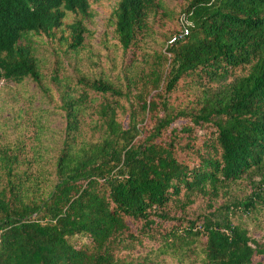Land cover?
I'll return each instance as SVG.
<instances>
[{
  "label": "trees",
  "instance_id": "trees-1",
  "mask_svg": "<svg viewBox=\"0 0 264 264\" xmlns=\"http://www.w3.org/2000/svg\"><path fill=\"white\" fill-rule=\"evenodd\" d=\"M180 4L185 34L154 25L162 0H118L114 76L68 77L55 60L63 137L49 163L39 148L27 161L20 147L1 154L0 264H264V0ZM89 8L0 0V82L40 86L28 36L54 37L72 12L60 41L78 52ZM186 77L200 92L175 107ZM253 212L258 238L234 219ZM143 239L144 254L118 255Z\"/></svg>",
  "mask_w": 264,
  "mask_h": 264
},
{
  "label": "rangeland",
  "instance_id": "rangeland-1",
  "mask_svg": "<svg viewBox=\"0 0 264 264\" xmlns=\"http://www.w3.org/2000/svg\"><path fill=\"white\" fill-rule=\"evenodd\" d=\"M117 2L118 0H89V15L83 17L88 33L85 34L84 43L78 52H65L66 45L60 41L63 36L69 37L67 25L76 18H81L72 12H66L63 25L55 32L54 37L28 36L39 60L42 84L38 86L30 78L19 84L12 81L0 82V161L2 152L13 154L12 149L16 147H20L22 151L19 156L21 160H31L35 157L37 148L41 150V160L47 159L49 163V159L54 157L65 127L64 114L58 109L61 103L60 90L51 79L56 67L55 60L59 61V74L68 77H75L78 72L90 78L100 75L106 77L114 76L120 71L121 53L113 33V10ZM162 2L167 16L154 25L171 28L177 24H186L180 14V0ZM150 34L148 42L153 48V40L158 31L153 30ZM232 78L229 76L227 81ZM192 84L194 87L197 85L192 77L184 78L179 89L171 96L170 103L175 107L191 106L195 94L200 92L198 88L194 91ZM209 86L216 84L210 83ZM234 219L248 230L252 238L262 235L261 212L238 213ZM152 245V242L143 239L135 244L134 249L122 250L118 255L135 259L147 252Z\"/></svg>",
  "mask_w": 264,
  "mask_h": 264
},
{
  "label": "built area",
  "instance_id": "built-area-1",
  "mask_svg": "<svg viewBox=\"0 0 264 264\" xmlns=\"http://www.w3.org/2000/svg\"><path fill=\"white\" fill-rule=\"evenodd\" d=\"M186 21V20H185ZM189 23L186 21V24H184V23H182V26H183V34H185L186 32H187V30H186V25H188ZM182 35H180L179 37H181ZM174 39H172V40H170L169 42H172Z\"/></svg>",
  "mask_w": 264,
  "mask_h": 264
}]
</instances>
